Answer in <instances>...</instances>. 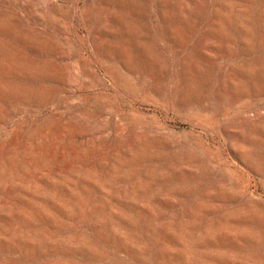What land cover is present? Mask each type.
<instances>
[{
    "label": "rangeland",
    "instance_id": "rangeland-1",
    "mask_svg": "<svg viewBox=\"0 0 264 264\" xmlns=\"http://www.w3.org/2000/svg\"><path fill=\"white\" fill-rule=\"evenodd\" d=\"M0 264H264V0H0Z\"/></svg>",
    "mask_w": 264,
    "mask_h": 264
},
{
    "label": "bare ground",
    "instance_id": "bare-ground-1",
    "mask_svg": "<svg viewBox=\"0 0 264 264\" xmlns=\"http://www.w3.org/2000/svg\"><path fill=\"white\" fill-rule=\"evenodd\" d=\"M66 49V48H65Z\"/></svg>",
    "mask_w": 264,
    "mask_h": 264
}]
</instances>
